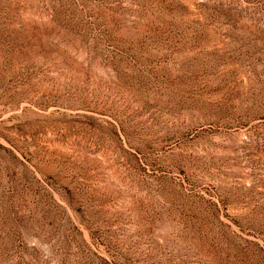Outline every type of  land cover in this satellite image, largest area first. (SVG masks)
Returning <instances> with one entry per match:
<instances>
[{
	"label": "rangeland",
	"instance_id": "obj_1",
	"mask_svg": "<svg viewBox=\"0 0 264 264\" xmlns=\"http://www.w3.org/2000/svg\"><path fill=\"white\" fill-rule=\"evenodd\" d=\"M0 264H264V0H0Z\"/></svg>",
	"mask_w": 264,
	"mask_h": 264
}]
</instances>
